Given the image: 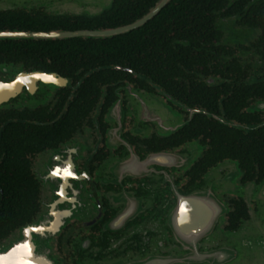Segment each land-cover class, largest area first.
<instances>
[{
    "label": "flooded vegetation",
    "instance_id": "1",
    "mask_svg": "<svg viewBox=\"0 0 264 264\" xmlns=\"http://www.w3.org/2000/svg\"><path fill=\"white\" fill-rule=\"evenodd\" d=\"M111 3L98 14L83 2L15 9L49 22L0 33L114 30L63 23ZM79 38L0 39L17 44L14 54L0 48L2 158L13 143L20 185L37 192L31 221L45 208L66 219L48 243L53 260L264 264V103L217 102L220 73L175 78L171 89L124 56L22 44Z\"/></svg>",
    "mask_w": 264,
    "mask_h": 264
},
{
    "label": "trees",
    "instance_id": "2",
    "mask_svg": "<svg viewBox=\"0 0 264 264\" xmlns=\"http://www.w3.org/2000/svg\"><path fill=\"white\" fill-rule=\"evenodd\" d=\"M157 1L112 0L109 8L96 17L63 23L69 29L79 30L120 28L142 18ZM48 22L18 10L0 12V30L32 29L33 23ZM53 24L57 22L51 20L50 26ZM229 26L236 27L238 34L226 37L223 27ZM232 39L236 42L233 45L229 42ZM77 40L85 42L78 44ZM96 40L79 38L71 40L68 47L50 42L22 44L29 49L42 47L48 54H63V48H67L71 54L80 50L85 54L124 56L136 72L148 74L157 84L163 80L171 89L178 86L175 78L191 80L199 78V73L206 76L220 73L216 101L228 106L264 103V0H170L143 26L123 35ZM0 48L14 54L12 49L17 44L2 42ZM186 90L183 87L184 93ZM2 154L0 143V241L31 223L37 209L34 202L37 192L20 185L18 155L13 143L4 158Z\"/></svg>",
    "mask_w": 264,
    "mask_h": 264
},
{
    "label": "water",
    "instance_id": "3",
    "mask_svg": "<svg viewBox=\"0 0 264 264\" xmlns=\"http://www.w3.org/2000/svg\"><path fill=\"white\" fill-rule=\"evenodd\" d=\"M56 0H0V10H15V9H31L44 8L50 10L51 3ZM63 1V0H62ZM68 1V0H64ZM74 2L83 3H97L102 4L105 0H69ZM170 0H158L154 7L142 18L134 21L128 26L116 28L114 30L96 32H69L65 34H43V33H29L21 34L18 32H10L1 34L0 39L11 38H92L102 39L111 38L113 36L123 35L132 30L143 26L147 21L152 19L158 12L164 8ZM108 3V2H107ZM94 4V5H97ZM7 5V6H3ZM3 6V7H2ZM62 7L68 8L72 3L65 2ZM60 6V7H61ZM7 7L8 9H5ZM3 8V9H2ZM51 11V10H50ZM45 208L37 217L18 230L14 231L6 240L7 242L0 243V264H57L49 253L48 243L50 239L58 233V231L65 225L66 219L60 217L59 219H52ZM44 243L47 245L45 246Z\"/></svg>",
    "mask_w": 264,
    "mask_h": 264
},
{
    "label": "rangeland",
    "instance_id": "4",
    "mask_svg": "<svg viewBox=\"0 0 264 264\" xmlns=\"http://www.w3.org/2000/svg\"><path fill=\"white\" fill-rule=\"evenodd\" d=\"M101 1V0H100ZM65 2H69V3H72V5H74L73 3V1L72 2H70L69 0L68 1H62V0H56V1H54L53 3H51V6H50V8L49 9H53V10H55L56 11V9L57 8H60L61 10V12L63 11H67L66 9H64V8H62V6L61 5H63ZM108 2V3H107ZM110 4V0H105L102 4H100V5H95V7H92V8H94V10L92 11V13L91 14H98V13H100L103 9H105V8H107L108 7V5ZM3 6H7V5H3ZM2 6V7H3ZM61 6V7H60ZM74 7H76L75 5H74ZM5 9H8L7 7H4ZM3 9V8H2ZM28 10V9H27ZM232 26H229V27H227V28H225V27H223L224 28V30H225V32H224V35L226 36V37H228L227 35H229V34H238V32H237V28L236 27H234V28H231ZM231 35H230V37H231ZM247 35H248V37H249V35H251V32L250 31H248V33H247ZM247 38V37H246ZM231 39V38H230ZM230 42V44H234V43H236L235 42V39H232L231 41H229ZM232 49L233 50H235V47H233L232 46ZM7 242V240H5V241H0V243H6ZM44 245L46 246L47 245V243L45 244L44 243ZM48 248H49V245H48Z\"/></svg>",
    "mask_w": 264,
    "mask_h": 264
}]
</instances>
